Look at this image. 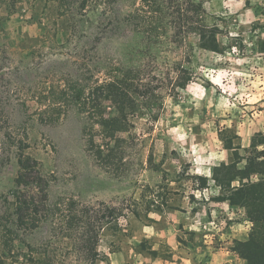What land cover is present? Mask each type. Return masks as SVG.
<instances>
[{
	"label": "rangeland",
	"instance_id": "374dc122",
	"mask_svg": "<svg viewBox=\"0 0 264 264\" xmlns=\"http://www.w3.org/2000/svg\"><path fill=\"white\" fill-rule=\"evenodd\" d=\"M113 1L82 16L59 0H0V216L12 230L5 246L0 220V264H211L227 251L248 264L238 242L252 223L216 200L213 170L244 167L264 141V0H193L220 26L217 51L175 42L170 0ZM111 79L119 111L102 94ZM20 140L47 201L16 187ZM17 192L37 198L23 226Z\"/></svg>",
	"mask_w": 264,
	"mask_h": 264
},
{
	"label": "trees",
	"instance_id": "16d2710c",
	"mask_svg": "<svg viewBox=\"0 0 264 264\" xmlns=\"http://www.w3.org/2000/svg\"><path fill=\"white\" fill-rule=\"evenodd\" d=\"M59 1L70 11L83 13L82 16L93 14V10H90V4H93V0ZM108 2H111V0H108ZM193 5V0H170L169 8L171 13L169 17L175 42H184L195 38L201 49L217 51L220 26L218 24H210L207 21V11L202 4L198 5V9L191 8ZM81 22L79 21V23ZM101 34L104 33L101 32ZM259 46L260 53L264 54V40L260 41ZM102 87V94H107L108 100L112 101L119 111V99H123L124 90L119 87L117 79L107 81ZM82 94L81 90L76 94L75 98L77 101H82ZM113 121H116V118ZM19 144L20 157L18 164L20 173L16 179V187L25 191L38 190V198L43 197L47 201L50 198L48 182L42 176L38 162L31 155H25V150L29 148L28 143L20 140ZM261 146H264V141L258 146L246 149L248 156L247 164L244 167L233 168L230 164L224 162L213 170V180L220 187L222 193L216 200L229 203L231 207L243 209L248 221L252 223V231L248 241L238 242L239 253L248 264H264V147L260 149L259 147ZM196 179L201 183V191L209 189L210 179L208 177L196 175ZM27 193L17 192L18 201L14 203L17 204L15 215L21 226L25 225L26 214L32 210V205L36 216L39 212L35 202L36 196L29 200L30 196ZM10 218L11 215L0 216V220L5 227V246L8 245L7 237L12 231L9 228Z\"/></svg>",
	"mask_w": 264,
	"mask_h": 264
},
{
	"label": "crops",
	"instance_id": "0c3cea01",
	"mask_svg": "<svg viewBox=\"0 0 264 264\" xmlns=\"http://www.w3.org/2000/svg\"><path fill=\"white\" fill-rule=\"evenodd\" d=\"M247 236V235H246ZM238 240H246V237L243 239H238ZM216 262H212L211 264H218L220 260L223 261V264H239L240 261L236 257L235 253L232 251H227V252H220L218 255L215 256Z\"/></svg>",
	"mask_w": 264,
	"mask_h": 264
}]
</instances>
